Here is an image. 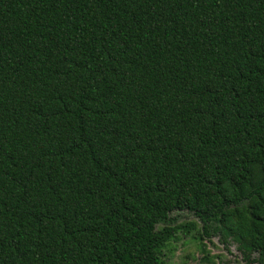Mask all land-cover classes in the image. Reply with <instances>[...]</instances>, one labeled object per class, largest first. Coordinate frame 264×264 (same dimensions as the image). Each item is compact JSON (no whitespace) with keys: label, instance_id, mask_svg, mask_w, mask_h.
Masks as SVG:
<instances>
[{"label":"trees","instance_id":"trees-1","mask_svg":"<svg viewBox=\"0 0 264 264\" xmlns=\"http://www.w3.org/2000/svg\"><path fill=\"white\" fill-rule=\"evenodd\" d=\"M178 212L264 264V0H0V264H164Z\"/></svg>","mask_w":264,"mask_h":264},{"label":"rangeland","instance_id":"rangeland-1","mask_svg":"<svg viewBox=\"0 0 264 264\" xmlns=\"http://www.w3.org/2000/svg\"><path fill=\"white\" fill-rule=\"evenodd\" d=\"M170 218L178 232L164 250V264H243L234 244L224 246L217 236H203L194 216L178 212Z\"/></svg>","mask_w":264,"mask_h":264}]
</instances>
